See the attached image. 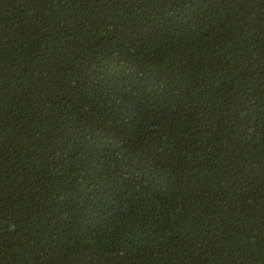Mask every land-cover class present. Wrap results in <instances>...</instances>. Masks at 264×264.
Instances as JSON below:
<instances>
[{"label":"trees","instance_id":"1","mask_svg":"<svg viewBox=\"0 0 264 264\" xmlns=\"http://www.w3.org/2000/svg\"><path fill=\"white\" fill-rule=\"evenodd\" d=\"M0 264H264V0H0Z\"/></svg>","mask_w":264,"mask_h":264}]
</instances>
